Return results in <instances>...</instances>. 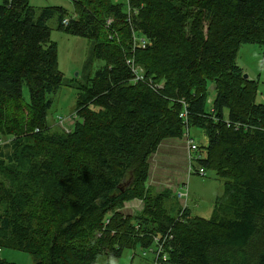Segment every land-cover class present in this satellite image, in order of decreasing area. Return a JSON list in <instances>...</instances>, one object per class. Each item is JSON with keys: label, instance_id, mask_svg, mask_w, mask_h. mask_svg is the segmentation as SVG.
Here are the masks:
<instances>
[{"label": "trees", "instance_id": "obj_1", "mask_svg": "<svg viewBox=\"0 0 264 264\" xmlns=\"http://www.w3.org/2000/svg\"><path fill=\"white\" fill-rule=\"evenodd\" d=\"M71 1L75 17L0 2L2 251L97 264L140 246L155 264H264V104L237 63L243 45L261 47L264 63V0ZM52 20L104 63L77 82L69 132L48 125L51 96L67 86ZM191 128L207 140L192 171L224 180L210 219L148 185L162 144ZM134 200L142 210L126 214Z\"/></svg>", "mask_w": 264, "mask_h": 264}, {"label": "rangeland", "instance_id": "obj_2", "mask_svg": "<svg viewBox=\"0 0 264 264\" xmlns=\"http://www.w3.org/2000/svg\"><path fill=\"white\" fill-rule=\"evenodd\" d=\"M2 0H0L1 2ZM114 3H126V0H113ZM30 4L35 8H45L49 6L63 7L69 17H75V6L71 0H30ZM66 24V23H65ZM51 27L52 42L57 45L58 67L64 74L67 80V86H63L60 90L52 95V108L48 112V125L52 130H62L68 132L72 125L68 119L76 113L77 99H78V81H83L84 74L94 76L95 72L104 65L102 61L93 60L91 58V51L94 47L93 42L89 40L68 35L56 29V23L52 20L49 23ZM238 65L243 68L245 74L249 76L250 80H254L259 85L257 102L264 104V63L263 50L258 45H243L240 49L237 58ZM87 70V71H84ZM211 88V87H210ZM215 91L211 88V96L209 105L211 106ZM24 97L27 102L30 100L29 90L24 87ZM68 121L64 125L60 120ZM66 128V129H65ZM191 138L199 145L205 146L207 140L202 131L191 128ZM183 145L186 143L183 140ZM187 151V150H186ZM172 155L167 154L166 149L162 152L160 150L154 155L151 160L150 177L148 185L156 192H163L165 189L171 190L177 198V202L182 208L189 209L193 216H199L204 219H210L216 207L217 198L221 197L224 192V180L216 176L212 171H206V175L200 176L195 171L187 172L184 179V186L180 187L178 182L173 179L172 173L179 171L183 165L186 157H183L182 152L171 151ZM185 152V151H184ZM188 157V156H187ZM187 160V159H186ZM189 160V158H188ZM159 162H165L170 165H176L169 169L170 175L166 177H159L156 166ZM154 183H162V188L157 190V185ZM153 184L155 186L152 187ZM180 188V189H179ZM179 194H186L180 200ZM143 204L139 200H134L126 203L123 211L126 214L136 215L142 210ZM133 210L132 212H130ZM0 258L5 259L15 264H34L33 257L21 251L13 249H4L0 253ZM97 264H155V254L152 250H143L138 246L135 250H126L120 258H109L103 256L99 258Z\"/></svg>", "mask_w": 264, "mask_h": 264}, {"label": "crops", "instance_id": "obj_3", "mask_svg": "<svg viewBox=\"0 0 264 264\" xmlns=\"http://www.w3.org/2000/svg\"><path fill=\"white\" fill-rule=\"evenodd\" d=\"M183 140H168V141L164 142L159 149L160 152H162L165 148L167 154H170V155H172L171 151H177L179 149L182 152L183 157H186L187 160L186 159L184 160L183 165H181V169L179 171H175L172 173L173 179H175L178 182L180 187L184 186L185 175L187 172H189V165H190L188 157H187L188 152L186 151L187 149L183 145L184 144ZM173 167H177V166L176 165H174V166L170 165L169 166L168 163L159 162V166H156L155 168L158 170L157 174L159 175V177H166V176L170 175L169 169H171ZM154 184L157 185V190L160 191L159 188H162V186H163V185H161L162 183H154ZM151 185H152V187L154 186L153 184H151ZM154 188H155V186H154ZM179 189L177 192H179ZM132 211L133 210H131L130 212H132Z\"/></svg>", "mask_w": 264, "mask_h": 264}, {"label": "built area", "instance_id": "obj_4", "mask_svg": "<svg viewBox=\"0 0 264 264\" xmlns=\"http://www.w3.org/2000/svg\"><path fill=\"white\" fill-rule=\"evenodd\" d=\"M180 117L182 119H184L185 122H187L188 111L186 110V108H185L184 112L180 115ZM68 121H70V125H72L74 123V116L70 117L68 119ZM68 121H64L62 119L60 120L62 125H64L65 123H68ZM183 139L185 140L186 147H187L188 158H189V163H190V165H189V172H190V171H192L191 163L194 160V157H193L194 154L198 150V144L191 138V134H190V130L189 129H187ZM197 174L204 177L206 175V170L201 168V169H199ZM185 196H186V194H181V193L179 194V192H178V198L180 200H182V198L185 197ZM0 252H2V248L1 247H0ZM159 253H160V251H159Z\"/></svg>", "mask_w": 264, "mask_h": 264}, {"label": "water", "instance_id": "obj_5", "mask_svg": "<svg viewBox=\"0 0 264 264\" xmlns=\"http://www.w3.org/2000/svg\"><path fill=\"white\" fill-rule=\"evenodd\" d=\"M245 78L247 79V78H249V76L247 74H245Z\"/></svg>", "mask_w": 264, "mask_h": 264}, {"label": "clouds", "instance_id": "obj_6", "mask_svg": "<svg viewBox=\"0 0 264 264\" xmlns=\"http://www.w3.org/2000/svg\"><path fill=\"white\" fill-rule=\"evenodd\" d=\"M5 143H6V141H5Z\"/></svg>", "mask_w": 264, "mask_h": 264}]
</instances>
